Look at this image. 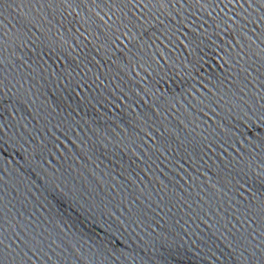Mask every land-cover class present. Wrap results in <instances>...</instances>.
<instances>
[{"label":"water","instance_id":"95a60500","mask_svg":"<svg viewBox=\"0 0 264 264\" xmlns=\"http://www.w3.org/2000/svg\"><path fill=\"white\" fill-rule=\"evenodd\" d=\"M0 264H264V0H0Z\"/></svg>","mask_w":264,"mask_h":264}]
</instances>
